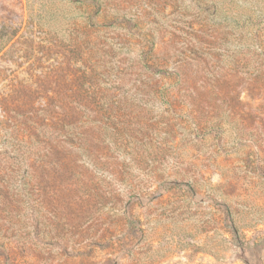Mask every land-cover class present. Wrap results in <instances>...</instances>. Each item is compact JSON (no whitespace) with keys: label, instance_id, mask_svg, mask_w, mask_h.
Segmentation results:
<instances>
[{"label":"rangeland","instance_id":"374dc122","mask_svg":"<svg viewBox=\"0 0 264 264\" xmlns=\"http://www.w3.org/2000/svg\"><path fill=\"white\" fill-rule=\"evenodd\" d=\"M262 13L0 0V264H264ZM36 127L49 180L4 151Z\"/></svg>","mask_w":264,"mask_h":264},{"label":"trees","instance_id":"16d2710c","mask_svg":"<svg viewBox=\"0 0 264 264\" xmlns=\"http://www.w3.org/2000/svg\"><path fill=\"white\" fill-rule=\"evenodd\" d=\"M260 18L256 19V17H254V15H249V19L251 20L252 26H254L255 28V37H259L260 35V30L263 29L264 30V24L260 25L261 23L264 22V13H262V15ZM255 18V19H254ZM264 31L262 32V37H263ZM12 40V36L11 35H7L3 38V42L2 45L0 47V60H2L3 58H5L8 54L9 51H12L11 47H7V45L10 43V41ZM0 74L2 76H4V74L2 73V71L0 72ZM23 80V79H22ZM26 88V84L25 86L23 85V87H21L20 85H18V93L17 96L21 97L20 95L22 94V89L24 90ZM25 98L22 97V101H24ZM18 106H22L21 101L18 102ZM30 108L28 109H24V113H29L32 114L29 111ZM33 109V108H32ZM37 118H41L42 123H45L48 115L40 113L39 111L37 112ZM18 117H20L18 115ZM30 125L35 124L33 122H29ZM38 126V125H37ZM50 130L49 127L45 128V129H39L38 127H36L33 131H30L28 134V138L27 141H30V144H27L29 146H31L29 149V151H23V150H19L18 152H15V148L16 146L12 144V148L8 149V146L4 147V151L9 150V157H13V158H19V157H27V159H31L33 161V165H32V169L37 171L38 169L40 170V168L43 170V173L48 174L47 175V180H49L50 178V171H48L46 169V167H43L41 164V161L44 158H51L54 154V145L57 148L59 146L60 143L57 142V140L55 139L56 137L54 136V133L48 131ZM25 148V147H24ZM47 158V159H48ZM48 161V160H46ZM45 162V161H43ZM30 170V167L27 169ZM35 189V188H34Z\"/></svg>","mask_w":264,"mask_h":264}]
</instances>
